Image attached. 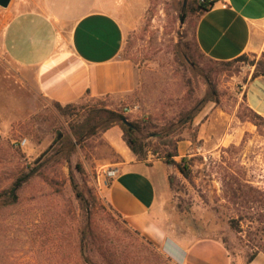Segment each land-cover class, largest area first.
<instances>
[{
    "label": "rangeland",
    "instance_id": "obj_1",
    "mask_svg": "<svg viewBox=\"0 0 264 264\" xmlns=\"http://www.w3.org/2000/svg\"><path fill=\"white\" fill-rule=\"evenodd\" d=\"M115 1L124 28L121 55L138 70L136 88L124 99L86 97L74 103V114L63 115L39 93L33 71L0 46V192L44 160L16 188L14 201L0 195V264H179L128 228L94 188L97 168L114 157L101 137L108 110L140 123L143 159L164 151L153 150L165 140L154 135L162 128L167 139L191 141L173 157L188 177L168 165L176 183L163 202L164 228L215 235L232 255L252 254L255 227L245 219L236 224L221 174L226 168L264 190V117L255 124L244 98L254 70L249 62L257 58L207 73L205 58L191 64L181 55L193 39L195 15L180 18L191 0ZM195 104L201 109L192 122L178 123L179 109Z\"/></svg>",
    "mask_w": 264,
    "mask_h": 264
},
{
    "label": "crops",
    "instance_id": "obj_2",
    "mask_svg": "<svg viewBox=\"0 0 264 264\" xmlns=\"http://www.w3.org/2000/svg\"><path fill=\"white\" fill-rule=\"evenodd\" d=\"M195 17V39L206 56L230 60L243 53L256 58L264 53V0H219ZM123 43L115 0H10L0 6L2 50L17 65L33 71L37 90L50 101L66 104L86 97L129 96L136 88L138 70L121 55ZM244 98L264 116V74L248 78ZM101 137L114 157L100 166L119 168L103 199L128 228L174 257L181 255L179 264H264L263 251L247 261V256L232 255L218 236L165 229L168 165L160 158L138 159L116 124ZM190 144L178 141V156Z\"/></svg>",
    "mask_w": 264,
    "mask_h": 264
},
{
    "label": "trees",
    "instance_id": "obj_3",
    "mask_svg": "<svg viewBox=\"0 0 264 264\" xmlns=\"http://www.w3.org/2000/svg\"><path fill=\"white\" fill-rule=\"evenodd\" d=\"M214 1L211 0H191L188 3L187 11L180 15L182 21H184L185 16L188 13H192L195 16L203 13L208 10ZM183 60L190 62L191 64H197L200 59L205 58L207 60L206 65L203 66L207 73H211L214 71L227 69L232 63L240 60H247V53L240 54L235 58L230 60H215L208 56H206L199 48L195 34L193 33L192 41H187L184 43V48L181 53ZM255 57V56H254ZM253 65L254 70L251 77L264 74V53L260 55L259 58L250 60L249 62ZM55 108L63 115H72L74 114V103H66L61 104L59 102L53 101ZM200 104H195L188 109L182 107L178 111V123L184 124V122H192L194 116L200 111ZM250 110V119L255 123L259 124V120L263 119V115L258 114L254 110L249 107ZM107 118L104 119L105 124L101 128V132L110 126L116 124L118 125L123 132V139L129 148L136 154L138 159H143L140 156V153L144 150V142H142V137L139 135V130L141 129L140 123L137 120H129L127 116H125L122 112L115 110H108ZM123 118H126L127 121H124ZM167 128H162V130L158 132H154V135L158 136L160 140L165 139L163 142H159L158 145L153 149L154 151H158L157 149L161 148L162 151L160 153L159 158L167 165L170 163L173 164L174 167L178 169L180 173L184 175V177H188L187 166L184 163L177 162L173 160V157L178 154L177 152V142L181 138L176 139H167ZM93 133V132H92ZM85 133H79L77 140L81 141V137ZM167 139V140H166ZM162 143V146H160ZM169 146L171 148H169ZM168 147V148H166ZM166 148V149H165ZM44 163V160L38 161L37 164L30 166L27 170H21L19 176L16 177L13 186H10L7 189L2 190L0 195H4L9 202L14 201L16 199V188L21 185V183L28 179L31 175L37 173ZM224 171L221 174V182H222V190L224 195L233 203L235 206V211H237L238 218L235 219L236 224L240 220H247L250 224H253L257 234V243H256V251L247 256V261H249L253 255L257 251L264 252V190L261 188L252 185L246 179H240L232 171L223 169ZM168 182L169 186H174L176 183V175L174 173H168ZM7 192H9L7 194ZM236 225L233 223L232 227Z\"/></svg>",
    "mask_w": 264,
    "mask_h": 264
},
{
    "label": "built area",
    "instance_id": "obj_4",
    "mask_svg": "<svg viewBox=\"0 0 264 264\" xmlns=\"http://www.w3.org/2000/svg\"><path fill=\"white\" fill-rule=\"evenodd\" d=\"M211 1H219V0H211ZM26 142V138L20 140V144H24ZM154 157V154L150 151L147 152V159H151ZM119 173V168L117 165H105L97 168L95 177L93 179V185L96 192L103 196L104 190L109 186L110 181L117 176ZM165 249V248H164ZM169 256L175 259L177 262L181 261V255L178 257H174L171 253L165 250Z\"/></svg>",
    "mask_w": 264,
    "mask_h": 264
},
{
    "label": "water",
    "instance_id": "obj_5",
    "mask_svg": "<svg viewBox=\"0 0 264 264\" xmlns=\"http://www.w3.org/2000/svg\"><path fill=\"white\" fill-rule=\"evenodd\" d=\"M9 2H10V0H0V6L5 7V6L8 5ZM180 21H181V19H180ZM123 120H124V121H127L126 118H123Z\"/></svg>",
    "mask_w": 264,
    "mask_h": 264
}]
</instances>
